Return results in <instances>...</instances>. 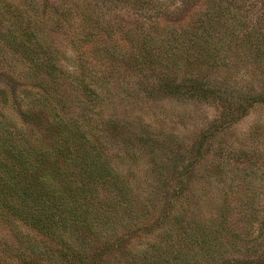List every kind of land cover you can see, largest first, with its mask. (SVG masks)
Segmentation results:
<instances>
[{
	"label": "rangeland",
	"instance_id": "obj_1",
	"mask_svg": "<svg viewBox=\"0 0 264 264\" xmlns=\"http://www.w3.org/2000/svg\"><path fill=\"white\" fill-rule=\"evenodd\" d=\"M15 6L34 18L35 38L16 37L18 44L34 46L55 62L53 81L46 68L32 65L14 48L9 29ZM141 13L122 1L0 0V127L55 143L54 135L45 138L54 110L98 126L135 201V210L115 229L106 226L98 246H92L91 251L105 249L103 264H125L129 252L148 249L181 212L202 227L219 221L227 204L232 216L226 246L200 264H264V230L258 224L264 216V102L235 103L263 90L264 73L250 71L255 64L243 53L235 66L207 71L204 80L228 99L225 107L217 97L152 94L151 88L167 78L164 70L132 69L122 56L129 46L121 31L108 27ZM84 83L98 92L92 101L83 93ZM249 219L254 223L245 222ZM28 233L23 223L13 225L0 211V259L24 264ZM114 233L123 237L121 247L104 242Z\"/></svg>",
	"mask_w": 264,
	"mask_h": 264
},
{
	"label": "trees",
	"instance_id": "obj_2",
	"mask_svg": "<svg viewBox=\"0 0 264 264\" xmlns=\"http://www.w3.org/2000/svg\"><path fill=\"white\" fill-rule=\"evenodd\" d=\"M118 1L142 12L122 26L108 25L111 32L121 31L122 43L129 46L128 54L122 51L124 61L128 60L130 67L139 72L163 69L167 75L158 86H150L152 94L217 97L225 107L228 99L215 84L204 80L207 71L235 66L236 56L241 58L243 53L255 64L250 71L264 73V0L110 3L116 5ZM18 7L10 10L14 48L26 52L19 50L32 65L46 68L53 81L55 62L40 55L34 46L18 44V38H35L31 30L34 18ZM0 30L4 31L3 27ZM82 87L87 99L92 101L98 95L88 83ZM48 89L44 86L46 100ZM242 102H264V88L241 102L235 101ZM51 120L45 127V138L54 135L55 143L0 127V211L13 225L20 222L29 230L24 245L29 253L24 264H103L105 249L91 248L104 237L101 232L106 226L115 229L123 217L135 210L132 189L116 171L103 146L101 130L90 119L66 118L54 110ZM183 167L180 162L178 168ZM181 172L184 170L178 173ZM230 209L229 204L224 205L219 221L202 227L185 212L179 213L148 249L129 252L124 263L200 264L208 257L214 258L231 229ZM245 222L254 223L250 219ZM258 224L264 230V216ZM104 242L121 247L123 237L111 235ZM0 264L8 263L0 259Z\"/></svg>",
	"mask_w": 264,
	"mask_h": 264
}]
</instances>
